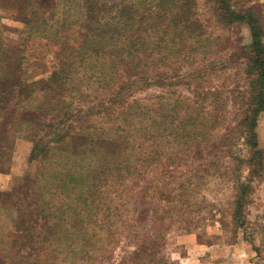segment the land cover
I'll return each instance as SVG.
<instances>
[{"label":"trees","instance_id":"trees-1","mask_svg":"<svg viewBox=\"0 0 264 264\" xmlns=\"http://www.w3.org/2000/svg\"><path fill=\"white\" fill-rule=\"evenodd\" d=\"M109 3V8L99 6L107 12L105 15L92 11L95 4L92 0H28L23 3L22 11L18 15L16 13L24 23L21 43L17 46L19 53L26 54L22 57L13 58L10 51L14 50H8L0 35V170L9 163L14 142L19 137L32 143L31 159L39 163L36 179L26 178L22 181L23 186L2 195L5 199L15 197L17 191L30 184L34 193H28L26 198L35 199L29 208L23 209L15 203L5 205L0 201V230L4 239L0 243V264H52L57 258L62 264L64 257L61 254L66 250L81 255L82 259L89 255L90 249L93 251L97 242L104 238L88 235L86 225L102 226L105 216L101 214L104 211L94 205L105 193L102 187L111 186L121 172L118 169L119 172L108 178L107 172L112 170L107 165L110 162L109 141L113 140L110 136L112 128L102 131L101 137H94L85 132V128L92 126L95 131L92 120L81 124V121L78 123L80 116L73 118L74 89L64 92L57 83L56 88L64 95H50L44 90L49 88L47 79L39 87L42 88L41 95H36L32 94L28 84L23 83V61L40 59L50 51L59 57L57 72L60 76L56 78L64 81L78 80L80 83L91 74L87 79L98 83L99 88L120 93L131 77L155 71L158 72L156 76L167 84L181 85L183 89L177 91V99L168 103L167 110H155L151 117L152 125L158 119L165 122L161 137H169L167 144L176 150L169 153L170 176L178 171L172 167L180 156L175 142L180 147H188L191 137L204 138L199 142L195 139L196 149L198 146L211 149H206L205 153L198 150L195 156L185 157L183 172L193 162L197 163L195 178L199 182L207 177L206 174L210 176L207 171L220 158L225 159L227 166L215 178L224 175L226 170H234L236 208L233 217L235 222H239L235 227L238 230L244 228L240 216L246 181L251 179L241 181L246 163L242 167L244 161L235 164L232 152L229 157L214 155L226 149L208 137L227 139L231 137L232 130L238 131L250 149L252 160L263 154L257 134L258 121L264 115V45L257 27L260 17L254 13L253 6L235 7L232 0H204V11L207 10L204 20L200 18L203 8L197 0H129V9L121 8L119 0H109ZM238 21H246L250 27L251 43L248 57L239 65L238 73H230L225 68L228 65L225 59L215 61L216 57L214 60L211 58L221 52L218 41ZM70 60V65H76L74 70L83 72L81 79L72 73L70 75L71 70L64 68ZM218 74L224 75L225 82L216 90L208 83ZM236 74L240 76L234 78ZM192 83H199L200 87L192 89ZM51 91L55 92V89L51 88ZM10 93L17 94L18 98L11 107L6 105V97ZM195 95L202 96L204 101L205 97L210 98L212 104L206 103L202 111L206 116L202 112L196 118L192 115ZM114 100L113 96L109 98L104 108L108 110ZM32 102L38 105L32 107ZM228 102L238 107L226 127L216 121L217 110L208 108L217 107V104L222 108ZM21 111L22 118L17 115ZM32 112L44 115L34 119ZM79 112L87 115L86 109ZM3 114L5 117L1 119ZM121 128H117L120 133L123 132ZM140 148V145L136 147L138 151ZM211 154L212 159L208 157ZM191 176L190 170L186 181L177 179L175 188L167 185L165 190L178 188L182 199L190 190L187 187L191 184L187 181ZM124 181L129 182L127 179ZM17 213L22 218L16 217ZM133 256L135 264H168L160 247H151L147 243L138 245L130 259Z\"/></svg>","mask_w":264,"mask_h":264},{"label":"rangeland","instance_id":"rangeland-1","mask_svg":"<svg viewBox=\"0 0 264 264\" xmlns=\"http://www.w3.org/2000/svg\"><path fill=\"white\" fill-rule=\"evenodd\" d=\"M27 1L0 0L1 41L7 45L9 51L10 48L14 50L10 51L13 58L26 55L17 51V46L21 43L24 33V23L18 19L17 15L22 11L23 3ZM92 1H95L92 11L101 15L107 13L99 9V6L109 8V0ZM119 1L122 3L121 8H130L129 0ZM131 1L136 2V0ZM197 2L200 8H203L200 18L204 20L207 15V10L204 11V0H197ZM232 3L235 7L243 6V9L254 7V13L260 17L257 27L264 45V0H232ZM83 29L86 31V27ZM218 43L219 49L222 50L211 59L214 60L215 57V61L225 59L228 64L225 65L226 70L233 73L248 57L251 29L246 21L234 22ZM53 52L43 54L40 59L27 58L23 61L21 69L23 83L28 84L32 94L36 95H41L42 88L39 87H42L47 79L46 84L49 88L44 90L50 95H64L56 88L57 83L64 88V92L74 89L72 93L75 100L71 110L73 118L76 115L80 116L81 120L78 123L81 121V124L90 119L96 128L95 131H93V126L85 128V132L94 137H101L102 131L112 128L110 136L113 140L109 141L108 146L110 162L107 164L112 167V170L107 172L108 178H112L110 176L121 169L118 173L119 177L112 182L111 186L102 187L105 193L99 196L101 200L94 205L104 211L101 214L105 216L102 226L94 223L91 224L93 227L86 225L89 229L88 235L97 238L102 236L104 239L102 242H97L93 251L89 248L90 254L83 259L81 255L68 250L64 251L61 254V257H64L62 264H135L133 263L134 256L131 259L130 256L134 254L138 245L144 243L151 247L159 246L168 264H264V115L259 119L257 127L259 149L263 151V154L253 160L249 147L244 143V137H239L238 131L232 130L231 137L227 139L226 137H223L224 139L208 137L210 141L215 139L226 149L217 151L214 155L229 157L232 156L230 155L232 152L235 164L237 161H244L242 167L246 163L241 181L251 177L249 181H246V192L240 216V221L244 222V228L238 230L235 226L239 222H235L236 219L233 217L236 208L233 198L236 195V186L233 182L234 170L232 168L226 170V175L221 174L220 177L215 178V175L227 166L226 160L220 158L216 165L207 171L210 176L206 174L207 177L199 182L195 178L198 170L197 163L193 162L191 167L183 172L185 157L195 156L198 150L205 153L206 149H211H203V146H198L199 148L196 149L195 139L199 142L204 138L191 137L193 139L190 140L191 145L188 147H180L179 143L175 142L174 146L178 151L180 150V156L175 159L172 167L173 169L178 168V171H175L176 175L170 176L169 170L172 169L169 168L171 162L169 153L176 150L171 149V145L167 144L169 137H161L165 122L158 119V122L152 125L151 117L155 110H161V112L167 110L168 103H171L172 99H177V91L183 89L181 85L167 84V81L156 76L155 73L158 72L155 71L131 77L130 82L120 93L99 88L98 83L87 79L91 78V74L84 77L80 83L78 80L64 81L60 77L56 78L60 76L57 72L60 64L58 55ZM70 62L72 61H68L64 68L71 70L70 75L72 73L81 79L83 72L74 70L76 65H70ZM106 74L109 75L108 72ZM236 76L240 75L236 74L234 78H237ZM224 79L223 74H218L210 79L211 83L209 82L208 85L219 90L225 82ZM148 82L155 84L147 85ZM191 87L197 89L200 85L192 83ZM51 88L55 89V92H52ZM184 94L187 95L186 92ZM112 96L115 100L107 110L104 105ZM6 98V105L10 107L18 99L17 94L12 93ZM194 99L196 104L192 106L194 109L192 115L196 118L199 112L203 111L204 105L208 102L212 104V102L209 97H205L204 101L202 96L196 97L195 95ZM31 104H33L32 107L38 105L36 102ZM21 105H24V102ZM219 106L217 104V107H209L208 110H217L218 119L216 121L227 127L237 112L238 105L228 102L226 106H221L222 108ZM82 109H86V116L79 112ZM109 113L113 117L108 116ZM21 114L23 116L22 111L20 114L17 113L20 118H22ZM202 114L206 116V113L202 112ZM4 117L5 114L1 119ZM231 124L234 125L235 121ZM118 126L122 127L123 132L117 131ZM17 141L24 142V144L17 147L14 145L15 150L11 154L9 163L0 170V201H3L5 205L15 203L23 209L29 208L33 203L32 200L35 199L26 198L28 193H34L33 185L29 184L27 188L17 191L15 197L12 198L5 199L2 195L20 187L11 188L28 172L29 164H35L31 175L34 176L32 179H36L39 163L37 160H32L31 156L28 160L32 143L21 137ZM138 145L141 147L139 151L136 149ZM212 154L208 156L211 159ZM190 170L192 176L187 183L191 184V187H187L190 190L186 196L181 199L178 188L171 191L165 190L167 185L175 188L177 179L180 182L186 181L185 177H189ZM126 179L128 183L124 181ZM23 182L19 184L23 186ZM196 184L197 186L194 187ZM17 216L21 217L19 213L16 214ZM25 216L26 214L23 218ZM2 233L3 231L0 230V243L4 241ZM52 264H60V258L54 260Z\"/></svg>","mask_w":264,"mask_h":264},{"label":"crops","instance_id":"crops-1","mask_svg":"<svg viewBox=\"0 0 264 264\" xmlns=\"http://www.w3.org/2000/svg\"><path fill=\"white\" fill-rule=\"evenodd\" d=\"M42 112H32V118H37V116H39L40 117V115L42 116V115H44V113H42ZM259 139V138H258ZM18 139H16V141L14 142V145H16V147L17 146H22L23 144H24V142H20L19 143V141H17ZM26 146H27V144H26ZM13 150H15V148L13 147ZM13 154V153H12ZM30 156H31V152L29 151V157H28V160L30 159ZM29 166H30V168H29V170H28V172L25 174V175H23V177H22V179L21 180H19V182H17L16 184H13V186L11 187V188H15V187H18L20 184L19 183H21V181H23V180H25L26 178H34V176H32L31 175V173H32V171H33V169L35 168V164L33 163V164H29Z\"/></svg>","mask_w":264,"mask_h":264}]
</instances>
